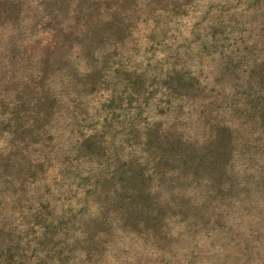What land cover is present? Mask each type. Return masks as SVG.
Returning a JSON list of instances; mask_svg holds the SVG:
<instances>
[{
  "label": "trees",
  "instance_id": "16d2710c",
  "mask_svg": "<svg viewBox=\"0 0 264 264\" xmlns=\"http://www.w3.org/2000/svg\"><path fill=\"white\" fill-rule=\"evenodd\" d=\"M24 3L28 18L18 20L15 11ZM80 5L54 15L38 0H0V200L7 185L16 184L15 204L35 212L39 246L54 249L39 264H63L74 251L77 264H96L109 248L119 255L115 264L127 258L187 263L184 251L196 255L194 249L211 245L218 254L231 237L248 240L245 232L233 236L238 224L231 212L247 210L264 192V64L229 106L205 104L184 74L168 71L167 95H176L180 105L165 116L154 115L141 127L138 118L113 114L84 132L80 127L91 120L86 95L98 73L86 62L82 73L51 79L76 45L77 31L86 36L87 56L101 36L88 29ZM26 25L30 35L21 31ZM60 97L80 129L67 138H56L50 126ZM81 176L80 198L58 207V195L79 193L74 183ZM17 248L10 244L0 252V264H12ZM30 248H22L23 258Z\"/></svg>",
  "mask_w": 264,
  "mask_h": 264
},
{
  "label": "rangeland",
  "instance_id": "374dc122",
  "mask_svg": "<svg viewBox=\"0 0 264 264\" xmlns=\"http://www.w3.org/2000/svg\"><path fill=\"white\" fill-rule=\"evenodd\" d=\"M84 1L85 4L80 5V0H38L43 9L50 8L46 12L54 15L80 5L88 29H97L101 35L90 49L91 55L87 56L86 36L81 30L77 31L74 35L76 45L66 59L56 63L51 76L56 82L65 81L67 74L82 73L86 62H90L98 73L95 89L86 95L91 120L80 127L83 131L99 126V122L113 114L120 118H138L141 127L149 124L154 115L165 116L171 105H180L176 95H167L164 74L171 70L184 74L187 82L195 85L205 104L212 102L219 106L224 102L223 106H229L232 97L239 98L246 91L251 74L256 78L259 76L257 69L264 64V0ZM25 5L15 11L18 20L28 18ZM18 20L16 24L20 25ZM29 28L26 25L21 31L30 35ZM88 29L85 31L91 35ZM159 72L162 76L156 74ZM140 76L145 78L141 86L134 83ZM61 99L50 126L56 138L60 135L67 138L73 128L75 131L80 129H75L68 120L69 116L62 109L65 99ZM81 108L76 114L83 112ZM22 140L31 145L28 139ZM38 140L42 142L44 138ZM33 146L37 148L36 144ZM84 168L82 164L80 170ZM74 184L76 189L79 185V193L58 195V207L68 205L66 198L73 204L80 198L82 176L76 177ZM7 188L0 200V252L12 244L18 246L12 264H39V257L53 256L54 249L39 246L41 225L36 216L30 215L35 212H29L25 204H15L16 184H9ZM262 193L247 210L244 208L248 206H243L231 212V219L238 224L233 236L245 232L248 240L242 241L241 236H234L224 246L223 253L214 254L216 250L209 245L194 249L199 252L196 255L184 251L187 263L170 260L163 264H264ZM27 244L31 248L26 259L22 257L25 255L22 248ZM126 251L131 255L129 250ZM115 254L109 248L96 264H115L119 257ZM78 257L74 251L63 264H77ZM123 261L125 264H141L128 258Z\"/></svg>",
  "mask_w": 264,
  "mask_h": 264
}]
</instances>
